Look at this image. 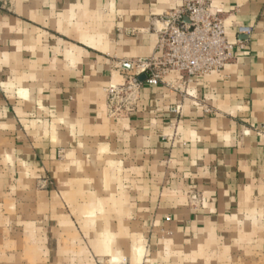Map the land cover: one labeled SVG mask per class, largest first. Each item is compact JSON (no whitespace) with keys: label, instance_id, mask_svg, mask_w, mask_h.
<instances>
[{"label":"crops","instance_id":"obj_1","mask_svg":"<svg viewBox=\"0 0 264 264\" xmlns=\"http://www.w3.org/2000/svg\"><path fill=\"white\" fill-rule=\"evenodd\" d=\"M182 1L0 0L33 30L0 46L2 185L50 180L40 194L71 203L91 173L75 163L97 156L147 247L131 264H264V0H214L243 46L185 97L168 76L175 90L143 85L130 108L107 106L120 67L153 54L159 16Z\"/></svg>","mask_w":264,"mask_h":264},{"label":"rangeland","instance_id":"obj_2","mask_svg":"<svg viewBox=\"0 0 264 264\" xmlns=\"http://www.w3.org/2000/svg\"><path fill=\"white\" fill-rule=\"evenodd\" d=\"M1 7L0 46L3 38H9L6 43L19 50L29 43L30 36L24 31L33 30L6 15L8 10L12 13L13 4L3 2ZM109 165L97 156L78 160L75 172L87 167L91 173L89 178L80 177L77 199L71 203L61 189L55 190L57 197L40 194L50 193V180L23 183L12 193L3 187L6 174L0 171V264H131V253L145 254L146 244L130 225L125 200L116 196L113 180L105 176H109ZM134 262L143 264L141 259Z\"/></svg>","mask_w":264,"mask_h":264},{"label":"built area","instance_id":"obj_3","mask_svg":"<svg viewBox=\"0 0 264 264\" xmlns=\"http://www.w3.org/2000/svg\"><path fill=\"white\" fill-rule=\"evenodd\" d=\"M214 0H183L181 5L159 16V29L153 54L120 67L122 85L106 88L108 107L121 104L130 108L143 85L164 83L175 90L168 76L177 77L176 91L186 96V89L195 77L219 73L232 60L239 39L228 40L223 19L214 8ZM248 28H238L239 35H248ZM144 76L142 82L140 76Z\"/></svg>","mask_w":264,"mask_h":264},{"label":"water","instance_id":"obj_4","mask_svg":"<svg viewBox=\"0 0 264 264\" xmlns=\"http://www.w3.org/2000/svg\"><path fill=\"white\" fill-rule=\"evenodd\" d=\"M143 80H144V76L142 75L139 77V81L142 82Z\"/></svg>","mask_w":264,"mask_h":264}]
</instances>
